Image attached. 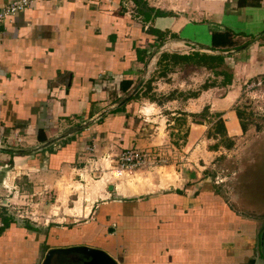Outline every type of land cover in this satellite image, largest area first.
<instances>
[{
    "label": "crops",
    "instance_id": "obj_1",
    "mask_svg": "<svg viewBox=\"0 0 264 264\" xmlns=\"http://www.w3.org/2000/svg\"><path fill=\"white\" fill-rule=\"evenodd\" d=\"M11 1L0 0V8ZM138 1L34 0L0 27V220L7 221L0 264L40 263L48 249L70 246L100 249L116 264H264L263 217L233 212L193 185L157 193L116 186V199L71 227L40 231L7 214V181L29 185L84 161L93 172L125 151L147 153L154 145L147 124L162 113L186 127L184 147L212 113L224 120L227 137L242 135L234 108L252 93L264 97V34L257 38L264 0ZM161 53L222 56L230 83L215 98L214 87L201 89L210 71L168 65ZM256 82L248 92L246 84ZM204 108V119L192 117Z\"/></svg>",
    "mask_w": 264,
    "mask_h": 264
},
{
    "label": "rangeland",
    "instance_id": "obj_2",
    "mask_svg": "<svg viewBox=\"0 0 264 264\" xmlns=\"http://www.w3.org/2000/svg\"><path fill=\"white\" fill-rule=\"evenodd\" d=\"M187 73L188 71L182 75L179 73V76H186ZM209 80L218 90L213 97L218 98L222 92L220 80L214 75ZM199 82L200 80H197L194 83L195 89ZM250 86L246 84L248 92L253 91ZM251 97L249 102L243 97L234 108L242 111L241 119L245 132L238 138H230V149L223 147L220 137L206 138L213 122L211 115L215 113L205 120L204 129H197L196 132L203 130L202 136L194 132L195 138L192 140L195 141L185 147L184 143L180 142V137L186 127L177 128L175 122L170 124L171 117L162 113V118L157 120L159 122L147 124V135H151L150 139L154 141V145L149 148V152L138 153L141 157L138 164L121 172L116 158L111 165L98 163L96 171L90 172L88 170L91 161L88 160L82 162L75 170L35 179L34 184L12 187L7 181L4 184L5 189H2L3 195L9 200L7 214L14 221L26 222L40 231L46 224L62 226L66 223L71 227L86 221L87 218L89 220L91 209L100 202L116 199V186L122 190L131 185L143 193H157L161 188H182V184H187V187H196L194 193L205 189L209 196L225 199L226 206L233 212L236 210L245 215H259L263 220L264 133L259 136L257 133L264 128V97L261 92L256 95L252 93ZM256 106L262 108L256 109ZM144 107L149 113H154L148 106ZM205 116L206 114L201 118L204 119ZM169 133L173 136L168 135ZM212 146H215L216 150H213ZM263 230L264 228L259 233V243ZM38 261L39 259L36 264H40Z\"/></svg>",
    "mask_w": 264,
    "mask_h": 264
},
{
    "label": "trees",
    "instance_id": "obj_3",
    "mask_svg": "<svg viewBox=\"0 0 264 264\" xmlns=\"http://www.w3.org/2000/svg\"><path fill=\"white\" fill-rule=\"evenodd\" d=\"M132 2L134 3H138L140 4V2L138 0H132ZM243 5V4H241ZM149 11V10H148ZM155 15V13H154ZM243 46V45H242ZM242 46H236L235 50L238 49L239 47ZM166 59H168V65H177V64H181V65H193L199 68H205L206 70L210 71L214 76H221L222 77V81L220 82V85L222 87H225L226 85H229L230 83V79H231V74L229 72H226L224 67H223V57L219 56V55H198V54H192L191 56H179L177 54H164L161 53L160 55V60L165 61ZM159 64V62H158ZM222 69H221V68ZM218 69H220L218 71ZM125 87H123V89H127L131 83L130 81H125L123 84ZM214 87V83H209V84H205L201 87V89H207V88H211ZM197 94V92L195 93H191L189 94V97H195ZM136 96V94L134 95ZM134 98V97H132ZM131 98V99H132ZM207 114V109L204 108L198 115H192V117H199L200 119H203L201 117H203V115ZM235 114L237 119L239 120V127L243 132H245V125L241 122V118H242V112H240L239 110H235ZM211 117L213 118V122H211L210 124V128L208 130L207 133V137L206 138H217L220 137L221 141L223 142V147L225 149H230L232 146V140L227 137L226 135V131L224 128V123L223 120L220 118V114H213L211 115ZM196 123V122H194ZM37 141L38 142H43L44 141V136L41 134V132H38L37 134ZM216 146V145H215ZM212 146L213 150H216V147ZM7 221H5V219L3 220V228L0 229V231H2L5 227H6Z\"/></svg>",
    "mask_w": 264,
    "mask_h": 264
},
{
    "label": "water",
    "instance_id": "obj_4",
    "mask_svg": "<svg viewBox=\"0 0 264 264\" xmlns=\"http://www.w3.org/2000/svg\"><path fill=\"white\" fill-rule=\"evenodd\" d=\"M264 34V31L258 35L257 38H259L261 35ZM253 43V42H251ZM250 44H246L235 51H241L247 47H249ZM142 83V80H140L137 84V86L132 91L131 95L135 93L138 88L140 87ZM129 97H126L122 102H125ZM5 201V200H4ZM2 202L3 205H5V202ZM264 237V230L262 231L261 241ZM60 258H66L69 261L77 262L79 264H116V262L110 258L106 253H104L102 250L94 249L86 246H72V247H54L48 249L40 264H60L57 262Z\"/></svg>",
    "mask_w": 264,
    "mask_h": 264
},
{
    "label": "built area",
    "instance_id": "obj_5",
    "mask_svg": "<svg viewBox=\"0 0 264 264\" xmlns=\"http://www.w3.org/2000/svg\"><path fill=\"white\" fill-rule=\"evenodd\" d=\"M33 1L34 0H14L0 8V27L3 26L5 22H8L10 18L13 17L15 14L22 12ZM258 84L259 82L251 84V89L260 85ZM117 161L119 168L123 170L128 167L134 166L135 164H138L141 161V157L137 152L125 151L117 157ZM2 228L3 222L0 220V229Z\"/></svg>",
    "mask_w": 264,
    "mask_h": 264
},
{
    "label": "flooded vegetation",
    "instance_id": "obj_6",
    "mask_svg": "<svg viewBox=\"0 0 264 264\" xmlns=\"http://www.w3.org/2000/svg\"><path fill=\"white\" fill-rule=\"evenodd\" d=\"M57 262L60 263V264H79L77 262L69 261L66 258L65 259L64 258H60V259L57 260Z\"/></svg>",
    "mask_w": 264,
    "mask_h": 264
}]
</instances>
